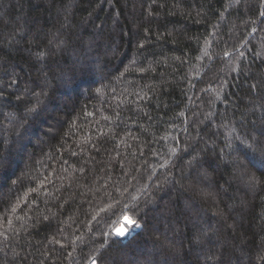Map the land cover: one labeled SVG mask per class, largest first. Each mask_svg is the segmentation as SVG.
Listing matches in <instances>:
<instances>
[{
    "label": "trees",
    "instance_id": "16d2710c",
    "mask_svg": "<svg viewBox=\"0 0 264 264\" xmlns=\"http://www.w3.org/2000/svg\"><path fill=\"white\" fill-rule=\"evenodd\" d=\"M261 13L0 0V264H264Z\"/></svg>",
    "mask_w": 264,
    "mask_h": 264
},
{
    "label": "rangeland",
    "instance_id": "374dc122",
    "mask_svg": "<svg viewBox=\"0 0 264 264\" xmlns=\"http://www.w3.org/2000/svg\"><path fill=\"white\" fill-rule=\"evenodd\" d=\"M122 224L123 226H117V228H115L112 232V234H114L115 236L117 237H121L120 235H117V232L120 230V229H123L124 230V235L129 231L133 230L135 228V224L134 222L130 219V217H125L123 220H122ZM123 235V236H124Z\"/></svg>",
    "mask_w": 264,
    "mask_h": 264
},
{
    "label": "snow or ice",
    "instance_id": "6c2138e0",
    "mask_svg": "<svg viewBox=\"0 0 264 264\" xmlns=\"http://www.w3.org/2000/svg\"><path fill=\"white\" fill-rule=\"evenodd\" d=\"M261 15H264V13H261ZM262 153H264V148H262ZM117 235L123 236L124 235V230L123 229H120L117 232ZM93 264H97L96 260H93Z\"/></svg>",
    "mask_w": 264,
    "mask_h": 264
},
{
    "label": "water",
    "instance_id": "95a60500",
    "mask_svg": "<svg viewBox=\"0 0 264 264\" xmlns=\"http://www.w3.org/2000/svg\"><path fill=\"white\" fill-rule=\"evenodd\" d=\"M131 219V218H130ZM133 221V220H132ZM120 226H123V224L122 223H120Z\"/></svg>",
    "mask_w": 264,
    "mask_h": 264
}]
</instances>
